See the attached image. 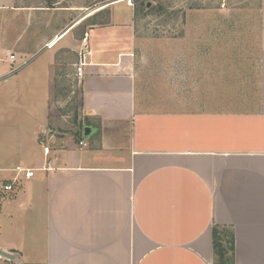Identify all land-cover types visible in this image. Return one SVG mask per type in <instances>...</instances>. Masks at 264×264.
<instances>
[{
  "label": "crops",
  "instance_id": "obj_1",
  "mask_svg": "<svg viewBox=\"0 0 264 264\" xmlns=\"http://www.w3.org/2000/svg\"><path fill=\"white\" fill-rule=\"evenodd\" d=\"M134 14L0 0V182L33 171L0 202L15 257L0 264H214V226L232 231L234 264H264V0L246 40L201 19L157 58ZM70 83L77 127L57 106Z\"/></svg>",
  "mask_w": 264,
  "mask_h": 264
},
{
  "label": "rangeland",
  "instance_id": "obj_2",
  "mask_svg": "<svg viewBox=\"0 0 264 264\" xmlns=\"http://www.w3.org/2000/svg\"><path fill=\"white\" fill-rule=\"evenodd\" d=\"M114 0H28V4L43 5L50 8L71 6L76 13H93ZM134 9V20L140 48L144 49L147 58H157L162 54V44L165 41H180L197 37L195 22L205 19V23L218 26L219 41L246 40V26L257 23L259 0H129ZM82 8V9H79ZM212 10L218 12L216 16L200 18L195 16V11ZM108 10L100 11L91 19L96 23H102L108 15ZM82 28L79 29V32ZM251 33V37H252ZM250 39V38H248ZM145 42V43H144ZM144 43V44H143ZM147 58L143 61L147 64ZM155 64L159 67L158 59ZM149 68V66H146ZM162 67V66H160ZM70 82V81H69ZM73 94L61 97L58 111L68 124L84 123L78 118L77 91L74 84L70 83ZM1 207V204H0Z\"/></svg>",
  "mask_w": 264,
  "mask_h": 264
},
{
  "label": "built area",
  "instance_id": "obj_3",
  "mask_svg": "<svg viewBox=\"0 0 264 264\" xmlns=\"http://www.w3.org/2000/svg\"><path fill=\"white\" fill-rule=\"evenodd\" d=\"M89 34L85 33L82 38L81 50L79 53V63L77 68V75L81 76L82 68L87 64V57L90 56V50L88 48ZM8 60L11 64L16 62V57L14 55H9ZM26 62H22L19 67L24 66ZM87 147L85 142H79V149L82 150ZM44 153H48V148H44ZM13 177L9 183L0 182V202L10 193L13 192L14 187H16L22 180H30L33 177V171L30 169H25L21 167H16L13 170Z\"/></svg>",
  "mask_w": 264,
  "mask_h": 264
},
{
  "label": "trees",
  "instance_id": "obj_4",
  "mask_svg": "<svg viewBox=\"0 0 264 264\" xmlns=\"http://www.w3.org/2000/svg\"><path fill=\"white\" fill-rule=\"evenodd\" d=\"M214 264H234V236L226 227L214 226L211 231Z\"/></svg>",
  "mask_w": 264,
  "mask_h": 264
},
{
  "label": "water",
  "instance_id": "obj_5",
  "mask_svg": "<svg viewBox=\"0 0 264 264\" xmlns=\"http://www.w3.org/2000/svg\"><path fill=\"white\" fill-rule=\"evenodd\" d=\"M88 132H89V129L87 127L84 128V134H85V136L88 135ZM0 256L3 257V258H5V259H7V260H10V261L14 260V258H15L12 254L5 253V252H3L1 250H0Z\"/></svg>",
  "mask_w": 264,
  "mask_h": 264
}]
</instances>
